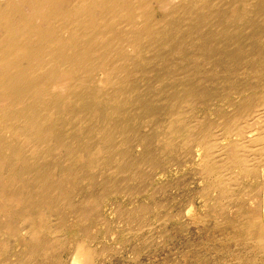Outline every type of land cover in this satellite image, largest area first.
<instances>
[{
  "label": "bare ground",
  "instance_id": "bare-ground-1",
  "mask_svg": "<svg viewBox=\"0 0 264 264\" xmlns=\"http://www.w3.org/2000/svg\"><path fill=\"white\" fill-rule=\"evenodd\" d=\"M252 1L0 0V243L5 258L13 249L11 240L22 241L29 247L25 255L17 258V264L35 261L39 254L48 257L51 253L48 249H61L66 237L55 235L54 242L46 237L47 233L63 230L51 225L54 219H50L49 212H59L65 207L79 214L83 212L65 196L68 189L63 186L69 179L76 180L79 173L69 164L61 167L57 153L66 159L77 156L90 165H111L115 160L112 169L117 173L121 168L127 170L138 164V158L126 159L125 151L116 143L121 136L124 140L120 143L127 142V122H113L111 114L119 113L123 100L125 104L137 105L141 111L151 112L158 110L155 100L163 96L162 101L167 99L168 94L161 88L155 91L157 98L148 91L149 101L143 100L144 94L135 98L134 90L139 87L136 73L146 65L148 53L163 58L168 54L163 49L175 37L177 62H191L197 70L198 58L211 54L208 46L211 38L207 36L210 34L200 30L197 18L224 16L228 10L220 6L227 3L231 17L255 23L260 15L264 20V0H255L256 6ZM237 3L254 5L253 18L244 16L249 13V5L241 12L235 7ZM201 9L202 15L198 14ZM158 11L164 15L158 17ZM186 21L191 24L185 27ZM170 26L171 32L167 31ZM192 36L193 39L197 36L196 44L191 42L197 56L183 51ZM182 63L177 65L181 67ZM262 81L256 86L246 80L231 82L223 88L228 90L227 95L241 98L236 104L229 103L234 105L232 113H224L215 122L193 114L214 95L202 87L199 79L188 78L182 88H175L172 93L168 130L165 128L170 135L163 133L161 137L166 142L164 149L181 141L188 161L199 155L202 173L210 181L209 188L214 186L220 192L216 195L213 190L215 197L220 201L226 199L227 206L234 203L235 221L225 217L223 223L237 228L244 236L240 237L242 249L234 253L237 261L244 264H264V198L263 207L260 198L264 194ZM188 113L193 114V119ZM99 114L105 115L106 121L95 124L91 119ZM171 136L180 139L173 140ZM141 158L145 160L144 155ZM249 178L250 184L246 182ZM85 235L75 244L72 264H98V252L91 245L94 237ZM135 253L137 257L138 252ZM50 257L60 261L59 255Z\"/></svg>",
  "mask_w": 264,
  "mask_h": 264
},
{
  "label": "rangeland",
  "instance_id": "rangeland-1",
  "mask_svg": "<svg viewBox=\"0 0 264 264\" xmlns=\"http://www.w3.org/2000/svg\"><path fill=\"white\" fill-rule=\"evenodd\" d=\"M253 2L256 6V1H252L251 4ZM224 5L220 6L228 10L225 11L224 16L205 20L197 18L195 21L199 24L200 30L209 33L210 35L207 36L211 38V41L208 40L211 54L206 58H202V55L200 58L197 57L200 61L199 67H195L197 70H194L191 62L189 64L177 62L178 57L174 50V43L177 42L175 37H173V43L163 49L168 53L163 58L152 52L148 53L146 59L149 60L136 73L139 78V87L134 90L135 98H140L144 94L143 100L149 101L147 91L157 98L158 94L155 91L160 88L164 89L168 96L164 101H162L164 96L154 101V104H157V111H141L137 105L125 104L123 100L119 113L111 114L113 122L120 124L123 120L127 122V142L120 143L121 139L124 140L121 136L116 139V143L118 148L125 151L123 154L126 159L128 157L139 159L134 168H125L127 170L121 168V171L117 173L112 169L115 160L113 163L111 161V165H102L101 162V164L90 165L87 161L78 160L77 156L66 159L57 153L61 158L58 157L62 163L61 167L69 166L79 173L76 180L69 179L63 183V186L64 190L68 189L65 196L67 195L72 203L81 207L83 212L82 214L76 213L69 207L59 212H49L50 219H54L49 220L51 225L62 227L63 230L57 233H47L46 237L54 242V237L57 235L66 236L65 245L61 249H48L52 256L59 255L60 261L51 258L50 254L48 257L39 254L40 256L38 255L35 261L23 260L18 264H72L71 253L75 244L86 236L85 234L94 237L91 245L98 252V264H244L242 261H237L234 256V253L242 249L241 238L244 236L237 228L223 223L225 217L235 221L234 203L227 206L226 199L220 201L215 197L220 192L215 191L214 186L209 188L210 181L202 173L203 161L200 160L199 155L193 161L192 159L188 161L190 158L186 156L185 147L181 141L179 144L174 143L173 148L170 146L164 149L166 142L161 138L163 133L170 135L167 131L170 120L167 113L170 109L172 93L175 92V88H182V84L188 78L199 79L202 87L211 90L214 95L207 98L205 104L198 106L193 114L196 117L205 116V120L210 119L215 122H218L224 113H232L234 105L229 103L236 104L241 98L236 94L227 95L228 90L223 88L229 86L231 82L246 80L253 86L260 81L263 82L264 20L260 15L255 18V23L239 16L231 17L232 11L228 9L230 4L224 3ZM246 5L249 7L247 8ZM254 5L252 7L250 4L237 3L235 7L241 12L244 7L247 8L249 13L244 16L253 18L254 14L251 11ZM230 8H233V5ZM157 14L158 17L164 15L162 11H158ZM198 14H204V9L198 11ZM188 23L190 22L186 21L185 27L189 25ZM171 26L167 31H172ZM168 38H170L169 35ZM192 41L196 44L197 36L194 39L193 36L188 39L183 51L186 54L197 56V51L193 50L194 47L191 45ZM178 63H182L183 66H178ZM158 79L164 80L158 83ZM131 95H134V92ZM199 99L203 100L201 97ZM154 104L151 105L155 106ZM190 114L193 119L192 113H188V116ZM100 117L101 114L91 120H94L95 124L100 123L101 120L106 121L105 115H102L103 119ZM171 137L173 140L177 138ZM143 139L145 141L142 142ZM112 154L115 155L114 152ZM142 155L145 160H142ZM249 181L251 182L250 178L246 180L250 184ZM252 185L256 186L255 181ZM213 190L217 192L216 195ZM260 198L263 207V193ZM142 208L144 210H141ZM185 214L189 216L186 217ZM37 220L39 221L38 217ZM213 221L217 222L216 226ZM238 235L240 236L237 237ZM223 241L226 242L222 244ZM11 242L13 249L6 258L1 254L3 246L0 243V264L1 262L2 264H13L14 261V264H17V258L28 252L29 247L24 242L17 240H11ZM136 251L138 252L137 257Z\"/></svg>",
  "mask_w": 264,
  "mask_h": 264
}]
</instances>
